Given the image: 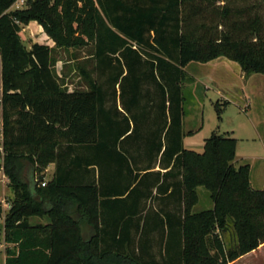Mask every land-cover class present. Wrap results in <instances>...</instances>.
I'll return each mask as SVG.
<instances>
[{
	"label": "trees",
	"instance_id": "obj_1",
	"mask_svg": "<svg viewBox=\"0 0 264 264\" xmlns=\"http://www.w3.org/2000/svg\"><path fill=\"white\" fill-rule=\"evenodd\" d=\"M16 1L0 0V168L14 195L5 264H151L120 248L128 232L117 236L122 223L140 232L154 204L161 226L179 225L181 264H229L259 248L264 186L252 187L250 164L235 165L230 134L213 132L203 152L183 146L193 131H183L181 82L188 63L222 56L264 73V0H28L12 9ZM30 20L58 47L94 41L93 86L60 84L52 47L28 49L19 35ZM201 187L212 206L197 210ZM31 215L50 221L35 225ZM229 229L236 241L227 246Z\"/></svg>",
	"mask_w": 264,
	"mask_h": 264
},
{
	"label": "rangeland",
	"instance_id": "obj_2",
	"mask_svg": "<svg viewBox=\"0 0 264 264\" xmlns=\"http://www.w3.org/2000/svg\"><path fill=\"white\" fill-rule=\"evenodd\" d=\"M21 5L24 9L29 5L28 0ZM222 3V2H220ZM242 1H240V5ZM244 4V3H243ZM62 10L61 6L58 8ZM264 13V7L260 10ZM32 22H36L42 30L37 32L32 28ZM77 26V24H75ZM40 40L34 38V34ZM78 33L77 35H79ZM20 37L24 45L30 49L35 42H46L52 47L53 67L60 84H68L70 89L88 90L96 82L94 41L88 35H80L84 43L76 47H58L55 40L47 33L44 27L36 20H30L22 25ZM187 74L181 82L183 90V107L185 111L184 130H192L191 134L184 136L185 147L197 152H203L206 138L213 132L230 134L237 139L235 150V165L250 164V180L253 188L260 189L264 185V73L246 74L241 78V67L238 63L222 57L211 62L192 61L186 65ZM2 66H0V99L2 97ZM30 79L22 76L19 80L18 90L27 91ZM252 91V94H251ZM252 100L251 103L248 99ZM251 112H244V106ZM249 105V106H248ZM218 109H221L218 115ZM252 113V117H251ZM254 118L259 124L254 127ZM263 138V139H262ZM0 153L2 145L0 144ZM201 201L194 209L200 210L212 206L209 193L201 187L199 189ZM14 201L13 189L8 178L0 176V208L2 220L0 221V264H5V230L3 227L5 213L10 209ZM45 216L31 215L30 221L35 225H47ZM49 220V219H48ZM47 223V224H46ZM225 245H234L236 236L229 229L224 235ZM262 254H245L229 264H262Z\"/></svg>",
	"mask_w": 264,
	"mask_h": 264
},
{
	"label": "crops",
	"instance_id": "obj_3",
	"mask_svg": "<svg viewBox=\"0 0 264 264\" xmlns=\"http://www.w3.org/2000/svg\"><path fill=\"white\" fill-rule=\"evenodd\" d=\"M105 2V0H102ZM109 4L113 5V2L111 0H107ZM128 1H134V0H128ZM18 8V4L15 3V5H13L12 9H16ZM32 28L37 32V30H39L38 32H40L42 30V28L37 25L36 22H32ZM34 38H36V40H40L37 36L42 37L41 34H34ZM43 38V37H42ZM46 42H43L41 44H44ZM48 44V43H46ZM134 46H136L134 44ZM223 57V56H222ZM222 57L211 60L213 61H217L220 60ZM225 57V56H224ZM227 58V57H226ZM228 59V58H227ZM230 60V59H229ZM209 61V62H211ZM233 61V60H231ZM235 62V61H234ZM0 66H2V61H1V55H0ZM241 67V66H240ZM241 71V78H243V68L241 67L240 69ZM66 86H69L68 84H66ZM70 89V88H69ZM73 90V89H71ZM252 94V91H251ZM253 95V94H252ZM248 102L251 103L252 100L251 98L248 99ZM253 104V103H251ZM250 104L249 108L247 106L242 107L244 112H251V108L252 105ZM118 106L120 109H122V107L120 106V101L118 100ZM251 117H252V113H251ZM251 120H253V124L255 128L259 127V124L257 125V121L254 118H251ZM184 121V120H183ZM183 131L185 134L188 133V131L184 130V126H183ZM263 139V138H262ZM183 140V146L185 147V140L184 137L182 138ZM264 141V140H263ZM186 148V147H185ZM139 166H141V168H145L148 165V162L145 160L143 161V163H139ZM95 169V173L96 176H98V172L99 169L98 167L94 166L91 167ZM155 170H161L162 172H166L169 169H164L161 168L159 166V164L154 168ZM251 169V168H250ZM56 171V163L55 162H51L48 164L46 170L44 171L43 175V179H45V181H50L53 179L54 174ZM142 172H144V170H142ZM264 186V185H263ZM262 186V187H263ZM260 187V188H262ZM257 189V188H255ZM157 210V206L154 204L151 212V215L147 217V220L145 222L144 218H142L141 222H140V226H139V230L140 232H138L137 234L135 233L136 230L134 229V225L135 223H130V226H127V224H120L119 226V233L117 238L119 239L120 237V232H123V235L126 234V232H128V238L123 240V245L120 246V248L127 253H130V251L136 255L137 257L139 256L141 261L144 262H148L151 264H181V249L182 246L180 244V239H179V225L176 222H172V225L170 226V229L168 228L167 222L165 221L164 223H162L163 225L161 226V222H158L160 218L157 215V213L155 212ZM49 217L45 216V218H43L42 220H47V223L50 221L48 220ZM46 223V224H47ZM164 226V229H161ZM165 230V231H163ZM169 234H171V238L169 239L168 236ZM122 235V236H123ZM124 239V238H123ZM132 241L133 243H130ZM255 253H261L262 254V258H261V262L262 264H264V242L261 244V246L251 252H248L245 254V256L248 255H253ZM238 260V259H236ZM231 263V262H229Z\"/></svg>",
	"mask_w": 264,
	"mask_h": 264
},
{
	"label": "built area",
	"instance_id": "obj_4",
	"mask_svg": "<svg viewBox=\"0 0 264 264\" xmlns=\"http://www.w3.org/2000/svg\"><path fill=\"white\" fill-rule=\"evenodd\" d=\"M16 4H18V8H20L21 5H24L25 4V1L24 0H17L16 1ZM2 139H3V128H2V126H0V143H1ZM0 176H2L3 179H6L7 178V176L4 174V171H3L2 168H0ZM46 184H47V182L44 181L42 183V186H45ZM1 220H2V216L0 215V221Z\"/></svg>",
	"mask_w": 264,
	"mask_h": 264
}]
</instances>
